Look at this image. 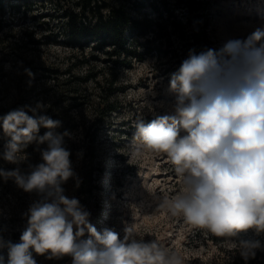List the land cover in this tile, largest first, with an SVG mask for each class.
Instances as JSON below:
<instances>
[{"label":"clouds","instance_id":"1","mask_svg":"<svg viewBox=\"0 0 264 264\" xmlns=\"http://www.w3.org/2000/svg\"><path fill=\"white\" fill-rule=\"evenodd\" d=\"M24 73L34 76L28 68ZM170 90L171 111L147 124L138 118L133 135L146 150L166 154L179 178V192L165 197L162 207L220 237L250 228L264 232V26L219 51L189 50L171 74ZM44 108L38 102L28 108L31 116L20 108L0 117L9 138L5 161L19 164L29 144H46L39 149L42 162L29 165L28 172L0 169L4 181L41 194L25 214L20 242L0 237V247L8 248L0 264H37L33 252L49 259L70 256L72 264H182L179 253L135 239L129 229L123 239L111 229L98 231L79 200L64 195L62 184L70 178L80 183L65 147V137L74 136L56 131L61 121L36 115ZM42 127L47 131L39 135Z\"/></svg>","mask_w":264,"mask_h":264},{"label":"rangeland","instance_id":"2","mask_svg":"<svg viewBox=\"0 0 264 264\" xmlns=\"http://www.w3.org/2000/svg\"><path fill=\"white\" fill-rule=\"evenodd\" d=\"M209 1L217 51L229 40H243L257 27L264 26V0ZM52 11L51 5L47 8L39 4L25 12L10 7L0 11V105L45 101L48 84L54 78L52 68L58 70L60 77L66 76L69 70L75 74L85 72L89 66L96 71L106 70L108 75L112 61L105 53L93 52L91 46L79 49L67 45L62 35L56 37L61 22L51 15ZM93 53L97 58L85 63ZM25 68L34 76L25 74ZM177 70L152 56L134 58L131 66L117 70L118 84L122 87L111 98L120 106L99 126L97 156L80 164V167H94L93 175H97L100 189L93 198L84 194L78 197L75 181L69 186L67 197L84 200L80 204L90 213L89 222L98 231L111 229L123 239L125 230L129 229L135 239L154 240L167 250L179 253L182 264H245L243 245L231 238L216 241L213 233L189 225L182 216L174 217L162 207L165 197L170 198L180 190L174 166L166 154L152 153L133 139L138 118L147 124L171 111L175 94L170 90V79ZM95 85L92 80L87 87L97 91ZM73 113L88 123L94 110L85 104ZM82 133V127L75 130L74 139L82 137ZM27 152L22 151L23 160L19 164L3 163L0 169L10 171L19 167L26 173ZM39 199L41 195L29 196L12 179L4 181L0 177V237L5 243L20 242L27 227L25 214ZM87 236L86 232L83 238ZM0 255L7 261L8 248L0 247ZM33 257L37 264H72L70 256L49 259L47 254L33 252Z\"/></svg>","mask_w":264,"mask_h":264},{"label":"trees","instance_id":"3","mask_svg":"<svg viewBox=\"0 0 264 264\" xmlns=\"http://www.w3.org/2000/svg\"><path fill=\"white\" fill-rule=\"evenodd\" d=\"M53 8V17H57L61 24L56 37L63 36V41L70 46L83 49L91 46L93 52L102 51L107 55L112 64L106 70H94L93 66L82 73H71L58 76L54 72L53 82L48 84L47 98L42 103L44 110L36 115H47L54 120L62 122L57 128L58 133L65 130L74 134L80 127L83 129L82 137L69 139L65 137V147L70 150V160L77 177L80 180L77 187V196L84 194L93 198L100 189L96 183L97 175H93L94 167L80 164L85 159L91 161L97 156L96 142L99 126L108 115L120 106L111 94L122 87L118 80L117 70L122 66H131L133 59H143L148 56L163 60L176 69L188 57L189 50L196 53L215 48V37L212 31L210 18L211 2L209 0H0V11L7 7L14 11H28L35 5ZM1 28V24H0ZM97 58L92 54L84 60L90 63ZM83 62V63H84ZM57 72L56 76L55 73ZM102 73V78H100ZM95 82L97 91L90 90L87 84ZM45 97V96H44ZM35 102L0 105V117L12 110L24 108L28 115H33L28 110L35 107ZM91 105L94 114L87 122L79 119L73 111L83 105ZM2 124V121H0ZM47 129H40L43 135ZM8 137L0 127V165H9L10 162L2 158ZM45 145L29 144L23 150L28 152L27 172L29 165L41 161L40 150ZM82 153V156L79 155ZM78 163V164H77ZM77 164V165H76ZM99 170H102L99 168ZM76 179L70 178L62 184L64 195H68L69 186ZM29 196L41 195L35 191ZM82 203L84 200H79ZM216 241L227 238L234 239L243 245L247 255H242L245 264H264V232L247 229L231 237L212 235ZM258 246L252 247V245ZM254 253V255L252 254Z\"/></svg>","mask_w":264,"mask_h":264}]
</instances>
